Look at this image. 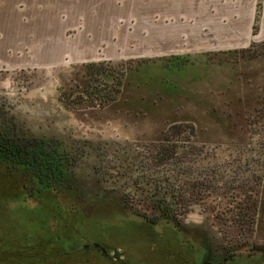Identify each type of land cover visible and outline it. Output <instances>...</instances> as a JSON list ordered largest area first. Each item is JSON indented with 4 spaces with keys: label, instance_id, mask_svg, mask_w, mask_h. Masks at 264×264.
Listing matches in <instances>:
<instances>
[{
    "label": "rangeland",
    "instance_id": "1",
    "mask_svg": "<svg viewBox=\"0 0 264 264\" xmlns=\"http://www.w3.org/2000/svg\"><path fill=\"white\" fill-rule=\"evenodd\" d=\"M110 1L84 0L87 12L112 20L103 48L83 33L99 41L109 27H76L71 5L46 36L31 26L38 40L0 32V102L22 133L58 138L64 150L93 146L81 174L98 163L105 185L138 214L152 218L148 203L160 197L140 176L175 181L178 226L148 222L107 196L86 194L80 205L73 184L67 194L36 185L12 166L18 156L8 148L0 151V264H109L99 247L120 250L124 264H264V109L255 112L264 96V0L247 41L207 39L205 49L198 0L178 9L173 0L171 9L168 0ZM167 139L179 147L177 163L151 168L153 146ZM191 144L182 157L180 146Z\"/></svg>",
    "mask_w": 264,
    "mask_h": 264
},
{
    "label": "trees",
    "instance_id": "2",
    "mask_svg": "<svg viewBox=\"0 0 264 264\" xmlns=\"http://www.w3.org/2000/svg\"><path fill=\"white\" fill-rule=\"evenodd\" d=\"M83 67L87 68L85 71L86 73H88L91 68L89 65ZM68 97L69 95H67L66 98ZM7 105L8 104L2 101L0 102V151L11 148L15 155L18 156L16 157V164L12 166H18V168L22 167V169L30 174L35 184L40 185L41 187L51 188L52 190L61 192L66 188H70V184H73L75 187L74 190H76L75 193L77 194L75 199H77V203L80 205L87 202V200H84L86 194H93L99 198L107 196L106 198L100 199L108 198L109 202L116 204L118 208H123L134 213L127 200H124L121 196H118V194H114L118 189L105 185L107 181L102 172H100L101 166H99L98 163L95 164L87 175L81 174L80 161H82L84 154L83 150L88 148L94 149L93 146L75 143L69 145L68 149L64 150L61 148H64L65 145H63L62 141L58 138L39 137L27 135L24 132L22 133L23 130L19 128L15 117L6 108ZM263 109L264 96L261 98L259 106L255 109L256 115L257 112L259 113ZM258 124L259 140L261 139L264 142V120L261 119V121H258ZM192 146V144L189 145L188 148L180 146L181 150H183L180 153L182 157L184 154L186 156L192 155ZM177 148L179 147L170 143L168 139L162 140L157 143V145H154V155L151 156V158H148L150 167H155L157 169L160 167L164 168V171H167L169 166L173 163H177L176 160L172 162V157L176 154ZM184 149H188V151H185ZM95 157L99 156L96 154ZM186 158L187 157H185V160ZM116 166L119 168L121 167V164H117ZM155 174V172L149 174L144 173V176H140L146 180L145 182L150 185L151 189H153L156 194L160 195L159 199L157 198V201H149L148 203L150 204L153 217L148 218L138 213L134 214L154 224L164 221L165 223L170 222L173 226L177 227L178 225L175 222L173 212L177 206L178 195L177 193L175 194L174 190H168V187L174 186L175 181L172 182L171 184L173 185H171L167 182V179ZM125 175L127 174H120L121 178ZM112 184L116 185L117 181L112 182ZM91 188L93 189L91 193H89ZM63 193L67 194L65 191H63ZM169 193L172 195H169L168 198L166 195ZM95 201L99 200L96 198Z\"/></svg>",
    "mask_w": 264,
    "mask_h": 264
},
{
    "label": "crops",
    "instance_id": "3",
    "mask_svg": "<svg viewBox=\"0 0 264 264\" xmlns=\"http://www.w3.org/2000/svg\"><path fill=\"white\" fill-rule=\"evenodd\" d=\"M170 1L171 0L166 1L169 8ZM110 2V0H106V5L109 6ZM173 2H176L173 3V5H176L174 7L177 9L181 5L180 3H189L190 5L189 0H173ZM0 5H3L4 9L3 11V9L0 8V27L2 28L0 32L5 34L4 38H14V36L17 35V42L19 43H27L35 39L38 40L37 38L31 39V26L36 27L35 35L44 34L46 36L50 31L48 27L63 25L64 7H66L65 9H69L70 5L72 6L71 9L75 16L76 27L85 29L87 24L89 26L100 25L102 27H109V29L106 27V30L102 29L103 39H99V41L95 39L94 33H92L91 30V35L83 33V36L86 37L87 40L99 44L102 43L100 48H103L105 47L104 45L110 43L112 39L110 38L112 20L109 17V13L107 18L95 17L94 14L86 11L89 10L88 6L91 7V5L85 4L84 0H0ZM263 7L264 4H262V8ZM255 9L256 0H198V3L193 6V10L197 11V19L195 20L197 24L195 25L194 23V25L197 27L195 31L197 29L199 47L205 49L207 39H221L228 42L247 41L251 36L250 25L254 21ZM221 17H227L229 21L222 23ZM240 19L242 21H240ZM154 20L155 17L152 18V27L158 26V24L155 25ZM181 24H183V22ZM240 24H242L241 28H239ZM227 27H231V29L225 31L224 29ZM81 32L84 31L82 30ZM180 32L184 31L181 30ZM187 32L188 31L185 30V34H187ZM190 33L189 30V35ZM78 34L80 33L78 32L76 35ZM178 35L182 36V34ZM208 35L210 38H207ZM38 37L42 38L44 36L39 35ZM105 41H107V43ZM150 41L158 43V41L153 38H151ZM53 57H56V55L51 56V58Z\"/></svg>",
    "mask_w": 264,
    "mask_h": 264
},
{
    "label": "flooded vegetation",
    "instance_id": "4",
    "mask_svg": "<svg viewBox=\"0 0 264 264\" xmlns=\"http://www.w3.org/2000/svg\"><path fill=\"white\" fill-rule=\"evenodd\" d=\"M174 190L171 186L168 187V190ZM155 197L157 198V196L155 195ZM142 198V197H141ZM124 200H127V198H123ZM134 213H137L136 211L133 210ZM115 250V251H114ZM113 251H104L103 249H100V247L98 249L95 250V252H97L100 256H102L106 262H109V264H124V257L122 256V252L119 250L114 249ZM117 252L120 256L119 259H115L113 258L114 253ZM230 255L225 256L223 259H226L227 257H229Z\"/></svg>",
    "mask_w": 264,
    "mask_h": 264
},
{
    "label": "water",
    "instance_id": "5",
    "mask_svg": "<svg viewBox=\"0 0 264 264\" xmlns=\"http://www.w3.org/2000/svg\"><path fill=\"white\" fill-rule=\"evenodd\" d=\"M119 256H120V255H119L117 252H115L114 255H113V258H115V259H119Z\"/></svg>",
    "mask_w": 264,
    "mask_h": 264
}]
</instances>
